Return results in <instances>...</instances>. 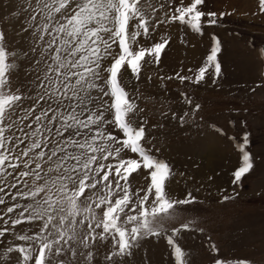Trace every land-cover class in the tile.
Segmentation results:
<instances>
[{
	"label": "snow or ice",
	"instance_id": "snow-or-ice-1",
	"mask_svg": "<svg viewBox=\"0 0 264 264\" xmlns=\"http://www.w3.org/2000/svg\"><path fill=\"white\" fill-rule=\"evenodd\" d=\"M166 4L159 19L146 0L0 5L8 9L0 14V264H193L188 236L204 238L211 264H254L228 257L206 222L182 216L203 201L191 192L175 196L173 167L152 145L156 138L138 119L144 109L123 82L126 73L139 81L145 65L161 64L171 37L155 39L160 25L203 36L231 14L207 10L206 0ZM259 9L264 13V0ZM209 37L203 63L176 74L181 84L222 78L223 43L214 32ZM254 51L264 65V48ZM181 96L191 111L171 119L191 126L201 105ZM231 139L240 157L232 184L242 186L254 168L249 135ZM137 178L145 183L137 186ZM232 199L223 195L221 202ZM161 245L167 256L157 258L153 249Z\"/></svg>",
	"mask_w": 264,
	"mask_h": 264
},
{
	"label": "rangeland",
	"instance_id": "rangeland-1",
	"mask_svg": "<svg viewBox=\"0 0 264 264\" xmlns=\"http://www.w3.org/2000/svg\"><path fill=\"white\" fill-rule=\"evenodd\" d=\"M162 3L164 9L159 8ZM206 4L207 10L231 14L224 16L219 27L207 28L203 36L176 24L160 25L155 39L165 34L171 37L161 64L145 65L139 81L126 73L123 82L144 109L138 113V119L146 122L148 137L156 138L152 145L160 149L158 155L173 167L175 196L183 198L191 192L203 201L191 206L197 212H184L182 216H196L206 222L203 226L208 230L207 235L228 257H249L254 264H264V65L254 51L264 48V13L259 9V0H206ZM0 5H6V0H0ZM147 6L159 9L158 19L163 18L167 9L166 0H146ZM7 13L6 6L0 8V14ZM213 32L221 38L224 47L222 78L216 84H181L176 74L184 75L189 68L203 63L211 44L209 33ZM152 42L140 41L145 45ZM14 46L27 45L18 42ZM169 76L173 79L168 80ZM19 82H25L23 72ZM182 92L188 93L193 105H201L195 121H190L191 126L182 127L171 119L173 112L181 115L191 111ZM216 128H222L225 134L221 135ZM245 132L249 135L248 150L254 168L242 186H234L232 171L239 165L240 157L231 137L239 140ZM210 146L214 152L208 154ZM207 155L217 160L215 168L207 164ZM143 183L142 178H137V186ZM223 195H235V199L222 203ZM184 247L190 252L193 264H211L203 237L188 236ZM153 251L157 258L161 254L167 256L163 245Z\"/></svg>",
	"mask_w": 264,
	"mask_h": 264
},
{
	"label": "bare ground",
	"instance_id": "bare-ground-1",
	"mask_svg": "<svg viewBox=\"0 0 264 264\" xmlns=\"http://www.w3.org/2000/svg\"><path fill=\"white\" fill-rule=\"evenodd\" d=\"M206 152H208V154L211 153V152H214V151H213V147L210 146V147L208 148V151H206ZM206 154H207V153H205L204 155H206ZM205 158H206V160H207V164H209V166L215 168V167L218 165V162H217V160H216L214 157H210L209 155H207Z\"/></svg>",
	"mask_w": 264,
	"mask_h": 264
}]
</instances>
